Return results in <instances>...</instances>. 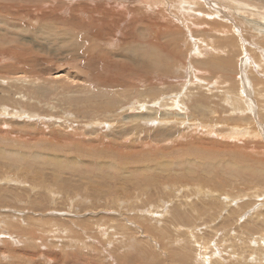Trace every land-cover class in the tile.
<instances>
[{
	"label": "rangeland",
	"instance_id": "rangeland-1",
	"mask_svg": "<svg viewBox=\"0 0 264 264\" xmlns=\"http://www.w3.org/2000/svg\"><path fill=\"white\" fill-rule=\"evenodd\" d=\"M0 264H264V0H0Z\"/></svg>",
	"mask_w": 264,
	"mask_h": 264
},
{
	"label": "bare ground",
	"instance_id": "bare-ground-1",
	"mask_svg": "<svg viewBox=\"0 0 264 264\" xmlns=\"http://www.w3.org/2000/svg\"><path fill=\"white\" fill-rule=\"evenodd\" d=\"M253 12V11H252Z\"/></svg>",
	"mask_w": 264,
	"mask_h": 264
}]
</instances>
